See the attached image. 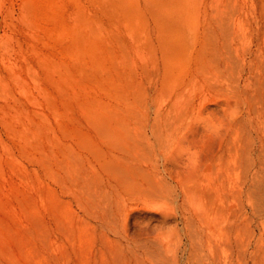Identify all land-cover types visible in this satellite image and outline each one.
I'll return each instance as SVG.
<instances>
[{"label": "rangeland", "instance_id": "obj_1", "mask_svg": "<svg viewBox=\"0 0 264 264\" xmlns=\"http://www.w3.org/2000/svg\"><path fill=\"white\" fill-rule=\"evenodd\" d=\"M0 264H264V0H0Z\"/></svg>", "mask_w": 264, "mask_h": 264}, {"label": "bare ground", "instance_id": "obj_2", "mask_svg": "<svg viewBox=\"0 0 264 264\" xmlns=\"http://www.w3.org/2000/svg\"><path fill=\"white\" fill-rule=\"evenodd\" d=\"M32 103H34V102L32 101Z\"/></svg>", "mask_w": 264, "mask_h": 264}]
</instances>
